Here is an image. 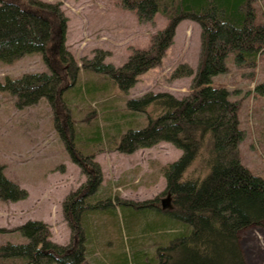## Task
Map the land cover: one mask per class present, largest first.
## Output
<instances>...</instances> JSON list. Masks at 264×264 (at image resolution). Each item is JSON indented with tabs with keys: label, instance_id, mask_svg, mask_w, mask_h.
I'll return each instance as SVG.
<instances>
[{
	"label": "trees",
	"instance_id": "1",
	"mask_svg": "<svg viewBox=\"0 0 264 264\" xmlns=\"http://www.w3.org/2000/svg\"><path fill=\"white\" fill-rule=\"evenodd\" d=\"M121 2L140 21L153 22L158 14L168 21L167 27L152 37L150 47L135 50L121 68L106 64L104 52L83 60L85 70L109 77L121 91L128 92L141 74L161 65L181 22L190 20L202 28V59L192 92L181 99L169 93H158L130 100L128 106L143 113L147 125L143 129H130L116 145L121 153L130 154L167 142L183 152L181 158L164 171L172 207L164 210L167 211L165 215L159 200L140 204L117 200L115 204L104 205L88 201L87 198L99 191L102 177L99 165L94 162L95 154H84L91 147L103 145V131L97 124L95 129H86L85 137L76 133L75 141L70 124L71 132L58 121L59 131L73 160L89 175L88 183L64 204L73 242L69 246H58L50 241L45 223L28 222L18 231L29 242L1 247L0 257L22 259L25 264H99L88 261V255L93 251L87 249L89 236L82 227L81 217L97 210L104 215L117 216L116 208H121L133 211L137 217L143 214L140 216L143 219L142 210L148 217L156 212L154 215L161 220L147 221L146 231L168 243L148 262L147 256L137 252L132 258L122 254L114 264H246L239 245L240 233L251 227L264 226V179L240 160L239 145L245 139L240 128V104L231 100L224 87L214 86L213 81L228 72L227 61L231 57L234 65L257 70L264 56V21L259 18L256 0ZM5 13L23 15L28 24L22 31H11V34L0 24V63L13 64L26 56L41 54L50 72L6 78L0 83V92L17 97L19 107L47 99L66 109V92L74 90L81 95V87L73 88L81 69L64 44L68 20L60 4L40 0H0V14ZM54 55L59 58L56 64L52 60ZM193 73L188 65H183L174 77H191ZM256 92L264 95V83L256 87ZM66 120L69 122V117L66 116ZM119 135L117 132L116 137ZM114 141L112 139L110 145ZM205 150L204 170L198 176H188L190 168ZM24 193L0 171V199L3 202L24 200Z\"/></svg>",
	"mask_w": 264,
	"mask_h": 264
},
{
	"label": "rangeland",
	"instance_id": "2",
	"mask_svg": "<svg viewBox=\"0 0 264 264\" xmlns=\"http://www.w3.org/2000/svg\"><path fill=\"white\" fill-rule=\"evenodd\" d=\"M40 1L60 4L68 20L64 44L80 66L73 88L81 87V95L74 90L66 92L64 109L61 104H53L47 99L19 107L17 97L0 92V171L26 195L24 200L16 202L0 199V249L8 244H27L29 241L18 229L35 221L47 225L50 241L58 246H69L73 242L64 204L88 183L89 175L73 160L59 131L58 121L69 131L70 124L74 136L77 133L85 137L86 129H95L97 124L103 131V145L91 147L84 154H95L94 162L99 165L102 177L99 191L87 198L88 201L104 205L115 204L117 200L137 204L159 200L162 208L168 197L164 171L178 161L183 152L167 142L130 154L121 153L116 145L130 129H143L147 125L146 116L133 111L128 106L129 101L158 93L184 98L192 92L202 59V28L196 22L185 20L177 26L174 43L161 65L141 74L128 92L121 91L109 77L85 70L83 60L104 52L106 64L121 68L135 50L150 47L152 37L167 27V19L158 14L153 22L140 21L134 12L122 6L121 0ZM255 4L260 20L264 21V0H256ZM0 24L11 34V31H22L28 22L23 15L5 13L0 14ZM52 57L56 64L59 58ZM259 62L254 71L234 65L231 57L227 61L228 72L215 77L213 85L224 87L231 100L240 104V128L245 133V139L239 145L240 160L264 179V95L256 92V87L264 83V56ZM183 65H188L193 75L175 78ZM49 72L41 54L26 56L13 64L0 63V83L6 78L18 79L27 74ZM106 131L110 140L105 136ZM117 132L121 134L118 137ZM112 139L116 142L110 145ZM205 156L207 150L190 168L188 176H198L204 170ZM171 207L170 202L166 210ZM116 211L117 216L104 215L97 210L81 217L82 227L89 236L87 249L93 251L88 255L90 263L114 264L122 254L132 258L137 252L147 256L148 262L155 258L159 248L167 246L168 241L146 231L147 221L161 220L154 215L156 212L148 217L142 210L143 219L140 218L143 214L137 217L130 210L116 208ZM167 211L162 209L161 212L167 215ZM168 220L173 222L171 218ZM239 241L246 264H264V226L244 230ZM0 264L25 263L22 259L0 257Z\"/></svg>",
	"mask_w": 264,
	"mask_h": 264
},
{
	"label": "water",
	"instance_id": "3",
	"mask_svg": "<svg viewBox=\"0 0 264 264\" xmlns=\"http://www.w3.org/2000/svg\"><path fill=\"white\" fill-rule=\"evenodd\" d=\"M170 202H171V195L169 194L167 199L163 201L162 209L166 210L169 207Z\"/></svg>",
	"mask_w": 264,
	"mask_h": 264
}]
</instances>
